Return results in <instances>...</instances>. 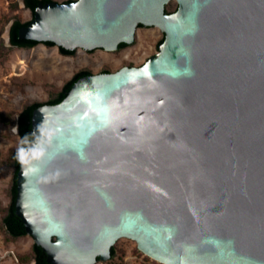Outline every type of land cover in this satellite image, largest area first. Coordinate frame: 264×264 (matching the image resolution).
Wrapping results in <instances>:
<instances>
[{"label": "water", "instance_id": "water-1", "mask_svg": "<svg viewBox=\"0 0 264 264\" xmlns=\"http://www.w3.org/2000/svg\"><path fill=\"white\" fill-rule=\"evenodd\" d=\"M170 1L51 0L18 31L89 52L165 35L33 110L15 207L50 264L109 261L122 238L162 264H264V0Z\"/></svg>", "mask_w": 264, "mask_h": 264}, {"label": "rangeland", "instance_id": "rangeland-1", "mask_svg": "<svg viewBox=\"0 0 264 264\" xmlns=\"http://www.w3.org/2000/svg\"><path fill=\"white\" fill-rule=\"evenodd\" d=\"M166 8L169 12L176 11L177 1H170ZM14 18L25 22L31 20L33 14L27 6L21 7L19 0H0V112L11 119L10 124L0 121V264H33L34 238L26 235L13 239L3 223L14 183L15 168L11 156L22 142L15 130L19 113L28 104L48 101L81 70L96 74L103 70L117 71L126 65L144 64L159 51L157 45L165 35L158 27L141 26L136 42L124 49L89 52L79 48L74 55L67 56L60 53L58 46L44 43L33 48L6 45L3 35ZM115 246L118 264H162L141 252L132 239H119Z\"/></svg>", "mask_w": 264, "mask_h": 264}, {"label": "trees", "instance_id": "trees-1", "mask_svg": "<svg viewBox=\"0 0 264 264\" xmlns=\"http://www.w3.org/2000/svg\"><path fill=\"white\" fill-rule=\"evenodd\" d=\"M51 0H25L26 6L27 8H29L32 11V14L34 16V11L36 6L41 3V2H49ZM67 1H72V0H67ZM29 21H25L22 22L21 20H16L12 27H11V31H10V38H11V42L15 47L18 48H33L37 45H39L40 43L34 40H21L19 38L18 35V31L22 26L28 25ZM47 46H55L54 43L51 42H46L44 43ZM128 47L127 44L122 43L120 45V49H124ZM59 51L61 54L63 55H67V56H72L76 53V50L74 51H68L65 50L62 47H59ZM102 72H111V70H103ZM93 74V72L91 70H81L79 72H77L68 82H66V84L63 86L62 90L59 91L57 94L53 95L52 98H50L48 101L46 102H34L32 104H28L26 105L23 110L19 113L18 116V134L20 136L21 139V144L20 146L12 153L11 156V160H12V166L15 168L14 171V183L11 189V203L9 205V207L6 210V213L3 217V223L6 227V230L8 232V234L13 238V239H17L20 237H24L27 234L25 226L23 224V222L21 221L20 217L18 216L17 212H16V197H17V172L21 167V162H22V158L24 155V151L27 147V145L30 143V141L33 138V126H32V114H33V110L42 105V104H57L59 102H61L68 94L69 90L71 89V87L73 86V84L81 77L86 76V75H90ZM0 121L5 123V124H10L11 123V119L10 116L0 112ZM33 250H34V261L33 264H50L47 261V254L46 252L43 250V248L41 246H38L36 243H34L33 245ZM117 254V248L116 246H114L112 248V257L111 259L107 262V264H118L115 261V257Z\"/></svg>", "mask_w": 264, "mask_h": 264}, {"label": "flooded vegetation", "instance_id": "flooded-vegetation-1", "mask_svg": "<svg viewBox=\"0 0 264 264\" xmlns=\"http://www.w3.org/2000/svg\"><path fill=\"white\" fill-rule=\"evenodd\" d=\"M167 12H168V13H172V12H169L168 10H167ZM140 27H141V26H140ZM119 50H120V49H119Z\"/></svg>", "mask_w": 264, "mask_h": 264}, {"label": "built area", "instance_id": "built-area-1", "mask_svg": "<svg viewBox=\"0 0 264 264\" xmlns=\"http://www.w3.org/2000/svg\"><path fill=\"white\" fill-rule=\"evenodd\" d=\"M14 255H15V253L14 252H12Z\"/></svg>", "mask_w": 264, "mask_h": 264}]
</instances>
